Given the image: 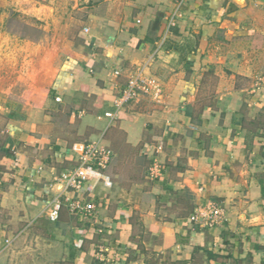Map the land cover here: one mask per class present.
<instances>
[{"label": "crops", "instance_id": "crops-1", "mask_svg": "<svg viewBox=\"0 0 264 264\" xmlns=\"http://www.w3.org/2000/svg\"><path fill=\"white\" fill-rule=\"evenodd\" d=\"M82 3L43 100L8 104L12 85L0 88V264H264V0ZM111 128L146 159L141 178L115 180L112 160L89 185L99 235L65 206L50 221L48 185L75 164L71 144L110 148ZM147 143L161 148L143 155ZM212 207L222 218L208 225Z\"/></svg>", "mask_w": 264, "mask_h": 264}, {"label": "rangeland", "instance_id": "rangeland-1", "mask_svg": "<svg viewBox=\"0 0 264 264\" xmlns=\"http://www.w3.org/2000/svg\"><path fill=\"white\" fill-rule=\"evenodd\" d=\"M82 6V0H0V88L12 85L8 104L10 101L22 104L26 99L39 104L43 100L46 80L51 78L54 51L63 44L64 35L76 36L81 30ZM253 45L260 49V45ZM245 59L248 62V57ZM96 124L103 129V122ZM56 127L72 135L75 125L60 121ZM3 138L4 134L0 136V144ZM105 138L115 154L112 159L115 180L124 184L129 179L141 178L146 159L136 148L124 143L116 128L109 129ZM0 215L1 221L7 219L5 214Z\"/></svg>", "mask_w": 264, "mask_h": 264}, {"label": "built area", "instance_id": "built-area-1", "mask_svg": "<svg viewBox=\"0 0 264 264\" xmlns=\"http://www.w3.org/2000/svg\"><path fill=\"white\" fill-rule=\"evenodd\" d=\"M84 31L87 29L84 28ZM138 87L135 81H129L128 87L115 100L116 107L118 108L123 102L132 98ZM54 101H60L59 95L54 97ZM104 115L109 118L114 117V113L110 111L105 112ZM160 148V144H143L141 153L148 155L149 152L160 150ZM69 155L75 164L61 171L48 185V189H54L56 194L48 203L46 216L50 221H56L61 207L65 206L71 214L79 216L93 225L99 235L104 231L106 225L98 218L99 204L97 199L90 194L89 185L101 177L102 172L110 165L114 153L97 139L72 143ZM159 169L158 164L153 160L148 167V176L156 177ZM69 193L76 197L70 196ZM205 216L207 224L213 225L222 218V212L220 208L212 207ZM190 219L195 221L196 215H191ZM106 250L104 244H98L94 253L95 258L100 262L105 260L104 252Z\"/></svg>", "mask_w": 264, "mask_h": 264}]
</instances>
